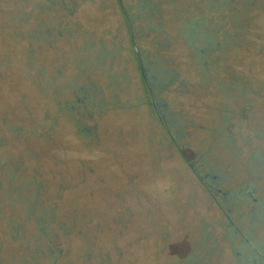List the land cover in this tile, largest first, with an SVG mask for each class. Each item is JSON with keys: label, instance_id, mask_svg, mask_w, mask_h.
<instances>
[{"label": "rangeland", "instance_id": "374dc122", "mask_svg": "<svg viewBox=\"0 0 264 264\" xmlns=\"http://www.w3.org/2000/svg\"><path fill=\"white\" fill-rule=\"evenodd\" d=\"M121 1L0 2V166L43 156L56 177L38 211L56 209L61 244L35 261L38 228L2 221L0 264H264V0ZM191 19L218 28L208 77L180 33ZM33 28L30 47L14 38Z\"/></svg>", "mask_w": 264, "mask_h": 264}, {"label": "trees", "instance_id": "16d2710c", "mask_svg": "<svg viewBox=\"0 0 264 264\" xmlns=\"http://www.w3.org/2000/svg\"><path fill=\"white\" fill-rule=\"evenodd\" d=\"M2 0H0L1 2ZM11 1V0H7ZM48 4L52 6V8H56L57 10H62L63 12H67V2L66 0H46ZM121 6L122 1L119 0ZM123 9V7H122ZM213 9V5L209 6V11L211 12ZM127 18V15H126ZM19 19V16H13V20ZM21 19V18H20ZM19 19L20 24H22V20ZM128 20V18H127ZM19 24V23H18ZM128 24L131 30L132 34V47L134 46V55L137 58V65L140 70V74L142 76V80L144 82V85L147 89H150V83H149V74L151 73L149 64L144 62L143 58H141V52L136 45V38L135 33L133 31L132 23L130 24L128 20ZM40 28H33V31L30 33L28 32L27 37H22L21 32H13L14 38H21V40H29L28 47H30L33 42L38 37V31ZM44 30L45 37L50 38L52 36L49 35L51 32L50 27L46 26ZM158 29V28H157ZM222 29V28H221ZM219 29V30H221ZM181 36L183 38H186L189 42V47L192 48V53L195 55L194 59H197L199 67L201 68L203 76H209V68H210V62H209V52L213 51L215 49V43L213 41V38H218L216 35V32L218 30L217 27L212 26L210 23H207L204 19L199 20H188L183 23V26L180 29ZM50 31V32H49ZM158 31H163V29L160 28ZM37 32V33H36ZM235 33H238L239 30H234ZM16 36V37H15ZM202 38L203 42L202 44L198 45V39ZM221 38H231V34L229 32L222 33ZM139 54V55H138ZM169 81H173L172 83H175L176 80L170 79ZM156 83V81H155ZM154 88L156 87V84L153 85ZM151 91V90H150ZM93 96V95H92ZM92 96L89 97L90 100H92ZM88 99V100H89ZM170 136L172 135L169 134ZM173 137V135H172ZM51 147V146H50ZM43 156H37V162L38 160H41ZM45 162V160H43ZM35 162L33 166H30L29 168H25L22 170L21 166L14 167L13 165L5 164L4 166H0V168H3V170L0 171V223L2 221L5 222L4 226V232L5 235L8 236L10 234H14V229H17L18 227L23 229L24 223L27 224H34L36 228H38V238L35 239V248L36 249V258L35 261H39L41 258H48L52 261H55L57 256L61 254V250L59 253H56L59 245H61L58 241V236H51L50 235V227L56 226L55 221V208H43L42 211H38L41 209V200L44 195L47 194V188L46 186L50 181H52L53 177H56L54 172L46 171L44 172L47 164H39ZM78 175V174H77ZM78 176H82L79 174ZM42 177L47 178V182H42L40 179ZM60 177V176H59ZM83 183V182H82ZM81 183V184H82ZM59 187V186H58ZM80 186L70 187V186H60L57 188V191H60V193L66 194L67 192L75 191L79 189ZM10 209L13 211H17L13 216L17 218L19 221L16 223V221L10 217ZM10 211V213H8ZM45 214L48 213V217H45ZM50 215V216H49ZM7 219V220H6ZM15 221V223H14ZM59 227V226H58ZM63 227V226H62ZM25 234V233H24ZM52 237L55 238L52 239ZM12 240V239H11ZM56 247V248H55ZM44 251L45 253H43Z\"/></svg>", "mask_w": 264, "mask_h": 264}, {"label": "flooded vegetation", "instance_id": "af4514ba", "mask_svg": "<svg viewBox=\"0 0 264 264\" xmlns=\"http://www.w3.org/2000/svg\"><path fill=\"white\" fill-rule=\"evenodd\" d=\"M127 18H128V20H129V22H130V24H131V20L129 19V17L127 16ZM139 55V54H138ZM153 94V93H152ZM153 96V95H152ZM152 106H154V107H157L156 105H157V103H156V101L155 100H153V102H152ZM160 118V117H159ZM168 133L169 134H171V132L170 131H168ZM190 166H191V168H194V164H190ZM195 172H196V175L200 178V180L202 181V182H205V179L206 178H208L209 176H208V174H205L204 176L201 174V172L200 171H197V170H195ZM207 183V182H206ZM207 190H208V192L209 193H213L214 191H216L215 192V194H213L214 196H220V195H222L223 197H224V199L225 198H227V197H229L230 195L229 194H227V193H225V192H223L222 190H220V189H216L213 185H210V183H207ZM248 195H252L251 193H247ZM217 198V197H216ZM254 202H259L258 200H256V199H254ZM228 217H227V223H229L230 225H234V223H233V221L231 220V213L229 214V215H227ZM243 216V214L242 215H240L239 217L241 218ZM232 232H233V240H235V241H237L238 240V238H240L241 236H242V247L244 248L247 244H249V239H248V237H245L243 234H242V231L240 230V226H233V229H232ZM227 234H228V232H226ZM245 241V242H244ZM235 253H236V255L237 256H240V254L238 253V252H236L235 251ZM190 262H192V261H189V260H186V263L187 264H191Z\"/></svg>", "mask_w": 264, "mask_h": 264}]
</instances>
